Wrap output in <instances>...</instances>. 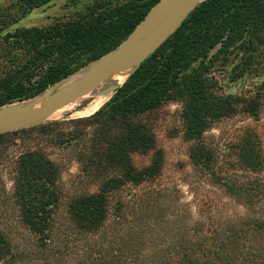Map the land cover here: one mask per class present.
Wrapping results in <instances>:
<instances>
[{"label": "trees", "instance_id": "trees-1", "mask_svg": "<svg viewBox=\"0 0 264 264\" xmlns=\"http://www.w3.org/2000/svg\"><path fill=\"white\" fill-rule=\"evenodd\" d=\"M51 1L17 0L0 16L16 23ZM158 1L100 0L46 27H0V107L34 98L113 51ZM262 35L264 0H205L91 116L0 135V164L10 165L13 181L0 196L18 213L0 219V264H264L260 139L246 130L231 146L234 169L204 139L238 108L258 119L264 81L259 95L243 101L216 96L208 73L231 48L254 50ZM172 102L183 107L196 175L245 209L226 226L194 219L187 204L156 187L162 155L142 119ZM12 146L19 152L9 159ZM54 149L70 152L79 165L75 181L95 189L65 188ZM151 151L148 166H134L133 155Z\"/></svg>", "mask_w": 264, "mask_h": 264}, {"label": "rangeland", "instance_id": "rangeland-1", "mask_svg": "<svg viewBox=\"0 0 264 264\" xmlns=\"http://www.w3.org/2000/svg\"><path fill=\"white\" fill-rule=\"evenodd\" d=\"M16 1L0 0V15L2 12H13L10 8ZM96 1L100 0H53L32 10L16 23L3 22L0 16V27L7 28L6 31H13L16 28L46 27L56 21H67L76 18L79 14H84L87 8ZM155 29V26L152 27L147 31V34L153 33ZM261 37L263 38L255 40L254 50L231 48L224 58L209 66L208 79L212 84L211 91L216 96H232L244 101L261 93L259 87L264 81V35ZM215 51L213 50L211 54ZM2 52L3 48L0 47V53ZM125 81L123 80L119 85ZM114 92L88 102L84 107L85 109L79 110L69 117H60L49 120L47 123L89 117L108 103ZM262 96V105L257 120L249 118L248 115L240 111L242 109L238 108L233 116L215 123L212 129L204 134L207 143L213 145L221 155V159L226 162L224 166L227 169H234L233 165L235 164V156L231 146L240 140L246 130L258 135L264 156V94ZM89 99L90 95L82 98L79 100L80 105ZM182 109L181 103H166L142 119L151 131L155 151L161 152L162 155V176L156 182V187L166 189L180 203L187 204L194 219H201L208 223L214 221L222 227L226 226L230 220L243 217L245 209L212 187L207 180L196 175L192 169L188 159L190 143L183 136ZM92 130L93 127L83 128V131L87 133L92 132ZM17 146L8 148L9 159L18 154L19 148ZM53 154L52 157L61 165V182L65 188L76 190L89 187L91 190L95 189L94 186H88L85 180L82 182L75 181V177L79 173V165L73 160L70 152L54 149ZM153 154L154 152L151 151L144 155H133L134 166L138 169L148 166L153 159ZM9 166L0 164V195L4 189L7 194L10 193L13 186L12 170ZM238 174H242V172H238ZM258 177L264 181V172L260 173ZM137 191L138 189H133L130 196H133ZM5 201L0 196V219L2 221L16 220L18 213L15 212L14 208L8 210L10 205L6 204Z\"/></svg>", "mask_w": 264, "mask_h": 264}, {"label": "water", "instance_id": "water-1", "mask_svg": "<svg viewBox=\"0 0 264 264\" xmlns=\"http://www.w3.org/2000/svg\"><path fill=\"white\" fill-rule=\"evenodd\" d=\"M204 1L159 0L117 48L50 86L49 88H57L80 70L95 64L83 77L61 90L52 99L29 111L18 108L19 104L26 100L0 107V135L46 124L62 108L93 94L111 74L126 71H130L131 74L174 34L188 15ZM154 26L156 27L154 32L147 34V31ZM131 53L132 55L127 57ZM120 86L108 87L101 94L112 93ZM87 104L88 102H84L76 111L84 109ZM71 115L72 113H69L63 117Z\"/></svg>", "mask_w": 264, "mask_h": 264}, {"label": "bare ground", "instance_id": "bare-ground-1", "mask_svg": "<svg viewBox=\"0 0 264 264\" xmlns=\"http://www.w3.org/2000/svg\"><path fill=\"white\" fill-rule=\"evenodd\" d=\"M132 55L129 54L127 57H130ZM95 64H91L88 68L80 70L78 73H76L73 77H71L67 82L62 83L59 85V87L55 88H49L46 92L32 98L29 100H26L24 102H21L18 106V108L22 111H29L31 109L40 107L42 104L46 103L50 99H52L54 96H56L61 90L71 86L76 81H78L81 77H83ZM130 71L126 72H115L111 74L107 80L99 86V89L95 91L93 94L90 95V99L87 102L94 101L96 99L101 98L102 96H105L101 94L105 89L108 87H112L113 85H119L123 80L125 81L127 77L129 76ZM79 101H76L75 103L62 108L57 113H55L50 120L57 119L60 117H63L66 114L72 113L74 114L77 112V108L80 106ZM100 104V103H99ZM85 109V108H84ZM88 109V108H87ZM89 114V113H88Z\"/></svg>", "mask_w": 264, "mask_h": 264}]
</instances>
